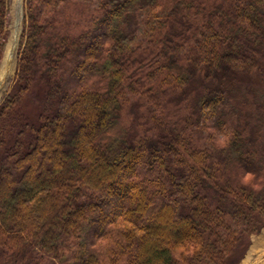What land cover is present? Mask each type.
Returning <instances> with one entry per match:
<instances>
[{"label":"trees","instance_id":"obj_1","mask_svg":"<svg viewBox=\"0 0 264 264\" xmlns=\"http://www.w3.org/2000/svg\"><path fill=\"white\" fill-rule=\"evenodd\" d=\"M24 6L0 104L2 258L238 264L264 225V0Z\"/></svg>","mask_w":264,"mask_h":264},{"label":"rangeland","instance_id":"obj_2","mask_svg":"<svg viewBox=\"0 0 264 264\" xmlns=\"http://www.w3.org/2000/svg\"><path fill=\"white\" fill-rule=\"evenodd\" d=\"M24 2L25 0H8L7 34L0 58V104L12 89L15 81L21 34L24 28ZM28 109L30 114H33L32 108L28 107ZM43 157L48 158V154ZM0 264L12 263L6 262L0 255ZM238 264H264V225L258 232L250 236L249 246Z\"/></svg>","mask_w":264,"mask_h":264}]
</instances>
